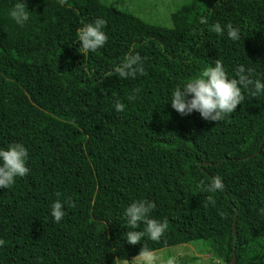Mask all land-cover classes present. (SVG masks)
<instances>
[{"label": "trees", "instance_id": "1", "mask_svg": "<svg viewBox=\"0 0 264 264\" xmlns=\"http://www.w3.org/2000/svg\"><path fill=\"white\" fill-rule=\"evenodd\" d=\"M15 2L0 0V147L23 144L29 172L0 188V264H117L143 246L154 253L195 241L215 264H264V95L242 89L217 122L168 102L217 59L229 77L244 65L264 80V0H186L170 28L100 0H23L21 27L7 15ZM97 17L108 39L84 54L77 29ZM216 22L238 27L239 40L210 32ZM130 51L143 74H114ZM215 175L224 188L207 193ZM138 199L153 201L150 216L167 228L133 245L122 212Z\"/></svg>", "mask_w": 264, "mask_h": 264}, {"label": "clouds", "instance_id": "2", "mask_svg": "<svg viewBox=\"0 0 264 264\" xmlns=\"http://www.w3.org/2000/svg\"><path fill=\"white\" fill-rule=\"evenodd\" d=\"M60 3L63 4L64 0H60ZM29 12L23 0H16L7 10V15L17 26L22 27L29 20ZM201 21L207 23L203 17ZM106 23L103 17H97L77 29L75 40L79 41L82 53L95 52L105 45L108 39L103 30ZM208 30L214 33L226 32L233 41L240 38L239 28L230 22L223 25L219 22L212 23ZM112 71L124 78L143 74L144 60L138 52L130 51ZM234 71L235 75L229 77L221 61L217 59L204 68L198 76L178 84L171 91L168 102L181 115L190 114L195 110L201 118L217 122L231 114L241 103L244 99L242 89H251L253 95H264V80L253 79L251 67L238 65ZM135 98L134 90L133 94L128 96V100L132 101ZM114 107L116 111H123L125 105L117 99ZM28 159V150L21 143H10L6 147H0V188L11 187L17 177H24L29 172ZM223 188L224 183L220 175L211 177L210 181L204 185V191L207 193H215ZM206 200L212 203L213 196L208 195ZM154 207L153 201L138 199L133 200L123 209V225L128 229L123 233V239L126 242L135 245L145 237L152 241L161 238L167 228V220L151 217L150 213ZM49 211L55 222L61 221L65 214L60 200L53 201ZM140 225L143 227L140 228ZM138 255L142 256L144 264H157L158 257L144 246ZM165 264H173L172 258H169Z\"/></svg>", "mask_w": 264, "mask_h": 264}, {"label": "rangeland", "instance_id": "3", "mask_svg": "<svg viewBox=\"0 0 264 264\" xmlns=\"http://www.w3.org/2000/svg\"><path fill=\"white\" fill-rule=\"evenodd\" d=\"M100 1L117 10L130 13L146 23L165 28L171 27V15L186 2V0ZM153 254L158 257L157 264H165L169 258H172L173 264H215L218 262L214 261L208 244L200 241L168 247ZM117 264H144V262L142 256H139Z\"/></svg>", "mask_w": 264, "mask_h": 264}, {"label": "water", "instance_id": "4", "mask_svg": "<svg viewBox=\"0 0 264 264\" xmlns=\"http://www.w3.org/2000/svg\"><path fill=\"white\" fill-rule=\"evenodd\" d=\"M233 228H234V232H235V224H233ZM233 232V233H234ZM234 263V257H233V259L231 260V263L230 264H233Z\"/></svg>", "mask_w": 264, "mask_h": 264}]
</instances>
